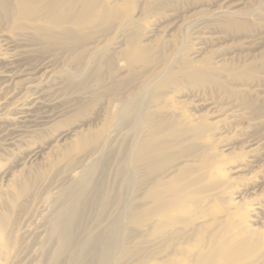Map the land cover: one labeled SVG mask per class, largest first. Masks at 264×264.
Here are the masks:
<instances>
[{
  "label": "rangeland",
  "instance_id": "obj_1",
  "mask_svg": "<svg viewBox=\"0 0 264 264\" xmlns=\"http://www.w3.org/2000/svg\"><path fill=\"white\" fill-rule=\"evenodd\" d=\"M53 1L0 0V264L154 259L131 214L178 184L219 216L244 196L234 221L262 226L264 0H78L83 21L46 27ZM154 129L157 168L135 154Z\"/></svg>",
  "mask_w": 264,
  "mask_h": 264
},
{
  "label": "bare ground",
  "instance_id": "obj_2",
  "mask_svg": "<svg viewBox=\"0 0 264 264\" xmlns=\"http://www.w3.org/2000/svg\"><path fill=\"white\" fill-rule=\"evenodd\" d=\"M98 1L83 0L85 3L93 2L94 4ZM19 2L25 14H32L38 5V0H19ZM77 2L78 0H54L47 7L44 25L46 27L56 26L69 20L83 21L84 16L74 17ZM106 13H102L100 19H104L107 16ZM145 51L146 48L138 45L133 39L126 55L131 63H135L139 60V55ZM200 74L207 75L202 72ZM196 129H192L194 134H196ZM86 142L87 140L82 139L80 146L85 148ZM168 145L169 143H163L160 140L159 131L154 129L135 154L143 160H148L152 168H157L161 161L168 159L166 155H163L165 146ZM77 146H73L72 149ZM168 179L167 183L163 182L164 185L170 184L172 178ZM160 180L163 178L158 182ZM184 190L186 187L178 184L172 187L166 186L162 192H149L148 201L141 203L142 205L133 210L132 222L141 229L143 228L147 234L150 233L159 249L154 259L145 257L131 264H241L243 256L251 255L260 246H264V223L262 226H254L253 224L245 225L242 220L234 221L236 215L247 211V207L242 211L243 201L241 200L244 196H238L241 198L238 201L232 198L234 207L231 206V210H228L225 216H219L205 208L190 210V201L186 199L190 194ZM193 205L199 206L195 202ZM258 208H260L259 205ZM131 253L130 248H121L120 257L118 256L119 264H126Z\"/></svg>",
  "mask_w": 264,
  "mask_h": 264
}]
</instances>
